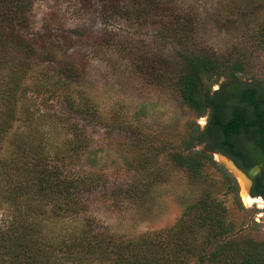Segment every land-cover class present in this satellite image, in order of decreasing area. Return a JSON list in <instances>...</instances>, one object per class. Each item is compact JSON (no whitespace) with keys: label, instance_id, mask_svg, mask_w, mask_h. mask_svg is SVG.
Listing matches in <instances>:
<instances>
[{"label":"trees","instance_id":"trees-1","mask_svg":"<svg viewBox=\"0 0 264 264\" xmlns=\"http://www.w3.org/2000/svg\"><path fill=\"white\" fill-rule=\"evenodd\" d=\"M36 1L0 0V205L9 211L0 228V264H264V240L250 238L235 223L233 204L206 192L187 199L170 227L135 239L95 232L88 222L57 233L44 229L45 219L61 223L84 213L86 196L102 183L101 176L76 170L93 144L88 124L110 125L93 99L90 52H121L128 44L133 65L158 81L168 76L197 115L209 111L206 128L198 134L192 128L170 157L192 184L213 170L234 196L233 178L211 152L228 145L245 119L229 113L237 108L236 93L210 92L207 83L234 78L245 66L191 49L194 25L181 0H62L65 6L48 12L41 30H33ZM64 13L83 24L62 29ZM97 20L95 32L90 25ZM149 23L174 46L168 64L140 51L138 33ZM260 30L264 40V22ZM254 95L243 91L238 99L256 107ZM256 134L264 139L263 130Z\"/></svg>","mask_w":264,"mask_h":264},{"label":"rangeland","instance_id":"rangeland-1","mask_svg":"<svg viewBox=\"0 0 264 264\" xmlns=\"http://www.w3.org/2000/svg\"><path fill=\"white\" fill-rule=\"evenodd\" d=\"M181 2L194 25L191 49L223 63L239 61L245 66L234 78L224 75L209 80L210 92L221 86L230 88L235 82L241 87H255L264 92V40L260 33L264 0ZM62 5L65 6L62 0L36 1L31 10V28L41 30L47 13L60 10ZM64 15L59 20L63 22L62 29L83 24ZM100 26L97 20L90 28L97 32ZM156 32L157 28L149 23L138 33V40L143 44L140 51L144 57L151 56L149 52L152 51L157 54L155 57L168 64L174 46L170 39L157 37ZM123 49L120 52L112 47L89 54L93 99L102 115L109 118L110 125L88 124L93 144L76 170L101 176L102 183L86 196L84 213L61 223L45 219L44 229L57 233L60 229L88 222L95 232H109L123 240L135 239L170 227L179 218L186 201L206 192L216 195L227 205L233 204L235 223L243 226L250 238L264 240V202L258 197L249 198L250 202L244 199L245 191L230 171L234 167L229 161L211 154L233 178L236 197L213 170L205 171L207 178L196 176L192 184L188 175L177 169L171 160L170 154L183 145L192 128L197 134L206 128L209 111L197 115L181 100L168 76L158 81L157 75H150L132 64V46L125 44ZM5 148L6 144L2 146L3 150ZM158 177L162 181L156 182ZM150 183L154 185L147 190ZM248 190L249 184L247 193ZM138 196L144 199L139 200ZM8 217V209L0 205V228Z\"/></svg>","mask_w":264,"mask_h":264},{"label":"flooded vegetation","instance_id":"flooded-vegetation-1","mask_svg":"<svg viewBox=\"0 0 264 264\" xmlns=\"http://www.w3.org/2000/svg\"><path fill=\"white\" fill-rule=\"evenodd\" d=\"M239 84V82H235L230 88L221 86L219 91H224L229 97L236 93L238 96L235 98L237 108L230 110L229 113H239L245 121L239 126L237 132L232 134L228 145L214 147L211 154L218 153L220 157L232 161L235 167L248 179L249 190L247 194L249 198L258 197L264 202V139H261L262 137L257 134L255 135L256 130L264 131V92L255 87H241ZM234 89L237 91L234 92ZM250 90H254L256 107L249 106L246 99L243 101L238 99L243 91ZM256 108L261 121L254 124L252 120L257 118Z\"/></svg>","mask_w":264,"mask_h":264},{"label":"bare ground","instance_id":"bare-ground-1","mask_svg":"<svg viewBox=\"0 0 264 264\" xmlns=\"http://www.w3.org/2000/svg\"><path fill=\"white\" fill-rule=\"evenodd\" d=\"M228 163V162H227ZM229 164V163H228ZM232 168V167H231ZM235 176L236 178L239 180V183L241 185V187L244 189V193H243V196H244V199L247 201V202H250L251 200L249 199L248 197V194H247V188H248V181L244 178V176H242L237 170H235L234 168H232V170H230ZM246 193V194H245Z\"/></svg>","mask_w":264,"mask_h":264},{"label":"water","instance_id":"water-1","mask_svg":"<svg viewBox=\"0 0 264 264\" xmlns=\"http://www.w3.org/2000/svg\"><path fill=\"white\" fill-rule=\"evenodd\" d=\"M214 154H218V153H214ZM219 155V154H218ZM220 156V155H219ZM227 161H229L230 162V164L240 173V174H242L243 176H244V178L245 179H247L246 178V175H244L241 171H239L236 167H235V165L233 164V162L232 161H230L228 158H225ZM247 181H248V179H247Z\"/></svg>","mask_w":264,"mask_h":264}]
</instances>
